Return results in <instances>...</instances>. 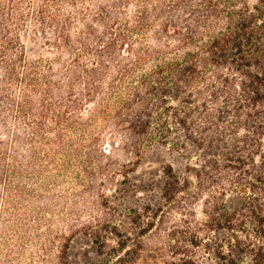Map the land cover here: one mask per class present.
<instances>
[{
  "label": "trees",
  "instance_id": "trees-1",
  "mask_svg": "<svg viewBox=\"0 0 264 264\" xmlns=\"http://www.w3.org/2000/svg\"><path fill=\"white\" fill-rule=\"evenodd\" d=\"M189 44L196 48L157 64L115 105L146 61ZM101 116L140 158L147 142L170 143L184 158L197 152L198 165L186 169L206 194V217L189 239L201 251L176 245L184 255L170 264H264V0L252 8L245 0H0V264H79L69 249L85 236L95 254L87 264H140L144 245H128L105 218L102 188L117 160L99 135H81ZM87 145L97 166L81 171L99 192L97 212L55 225L45 208L56 204L36 179L70 150L82 161ZM164 171L162 197L172 203L189 181L171 163Z\"/></svg>",
  "mask_w": 264,
  "mask_h": 264
},
{
  "label": "rangeland",
  "instance_id": "rangeland-1",
  "mask_svg": "<svg viewBox=\"0 0 264 264\" xmlns=\"http://www.w3.org/2000/svg\"><path fill=\"white\" fill-rule=\"evenodd\" d=\"M245 2L252 8L258 0ZM224 24L225 21L215 28ZM195 48V44H189L166 56L146 61L124 85L122 96L116 98L115 105L121 97L127 96L128 90L137 85L141 76L151 71L157 64L165 60L181 59L187 51ZM91 106L92 104H86L85 110L88 111ZM120 118L117 120L120 125L128 123L125 117ZM109 121L110 118L105 119L103 116L98 120L90 119L91 126L83 129L85 133L74 130L70 132L71 137H80L81 133L88 142L99 135L101 148H104L102 151L113 154L117 160L115 165L110 167L115 175L114 181L102 188L105 196L109 197L105 218L119 228L121 237L127 239L128 245L139 242L144 245L140 264H170L173 260L176 261L180 255H184L182 250H177L176 245L187 247L189 251H196L198 255L201 248L193 247L189 239L191 234L195 233L196 221L206 217L202 207V200L206 194L200 192L194 171L186 169L187 165H198L197 152L192 150L190 156L184 158L170 148V143L152 149L147 142L141 149L140 158L130 147L126 145L123 147L126 142L125 132L119 131L117 129L119 126L115 123L109 124ZM181 134L182 132L177 130L174 137L179 139ZM91 150V145L81 150L82 161L75 159L73 157L75 152L70 150L68 157L64 155L57 157V163L50 166L51 171L36 179L35 189L40 196L48 195L50 196L48 201L56 204L49 210L45 208L49 219L55 220V225L60 218L80 225L87 221L89 215L92 217L97 212L94 203H98L99 192L89 189L88 179L91 175L81 171L84 166L88 170H96V160L89 163V159L95 157ZM168 163L174 165V172L181 180L187 178L189 181L188 189L181 192L173 204L166 203L162 197V187L167 177L164 167ZM189 193L190 195L195 193L197 196L187 199ZM158 207H161V210L157 215L155 211ZM183 207L190 210H184ZM151 222L152 224L148 226ZM200 237L205 236L200 234ZM0 243L4 246L6 237L0 238ZM94 256V246L90 237L74 239L69 249V259L72 263L87 264Z\"/></svg>",
  "mask_w": 264,
  "mask_h": 264
}]
</instances>
